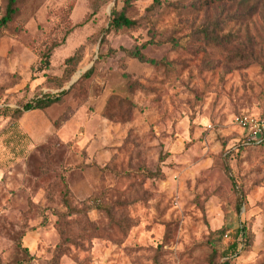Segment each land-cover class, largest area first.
<instances>
[{"label":"rangeland","instance_id":"374dc122","mask_svg":"<svg viewBox=\"0 0 264 264\" xmlns=\"http://www.w3.org/2000/svg\"><path fill=\"white\" fill-rule=\"evenodd\" d=\"M124 5L20 0L0 25V264H264V144L233 121L264 113V0H131L105 31Z\"/></svg>","mask_w":264,"mask_h":264},{"label":"trees","instance_id":"16d2710c","mask_svg":"<svg viewBox=\"0 0 264 264\" xmlns=\"http://www.w3.org/2000/svg\"><path fill=\"white\" fill-rule=\"evenodd\" d=\"M20 0H8L6 9H5V14L2 18H0V25L2 26H6L8 23H10L15 16L18 13V2ZM131 4V0H125V5L121 10L115 11L113 12V16L112 19L110 21L109 27L105 30V31H109L111 29H119L122 27H134L137 25V21L130 18L128 16L127 10H128V6H130ZM216 27L218 28V23H216L214 25V30H216ZM214 30H212L211 26H202L200 28V33H203L205 36V39L207 41H214L216 44H221L223 41V37H218V36H214ZM143 46V45H142ZM138 47L136 49H125L126 53L129 54L131 57L137 58L140 61L143 62H149V63H155V60L147 58L142 50L141 47ZM79 60V56L78 53L73 54L72 56L68 57L66 60V64H67V70L66 73L71 74V72L73 71L71 66L74 65L77 61ZM93 69H89L86 74L84 76H90L92 74ZM67 91L63 90L60 94L58 95H46L43 96L42 98H37L32 102H28L26 103L23 108L21 109H15V110H10V114H8L12 119V126L13 127H17L18 126V118L26 111L28 110H34V109H45L50 107L51 105L58 103L61 100L62 95H64ZM242 112H238L237 114H241ZM246 114H253L252 112H243ZM253 115H257L260 117L264 116V113H256ZM264 144V136L257 138V139H249V140H245L242 139L240 142V146H250V145H263ZM228 171L230 172V168H227ZM238 201H239V207H241L242 205V195L241 192H239L238 194ZM66 204L67 207L70 209V204L69 202L66 200ZM246 228L244 225L241 226L240 230H239V234L238 237L241 238V241H243L244 239H246L247 235L245 234ZM64 235V232H62ZM238 247V243H234L232 245V251H236ZM62 246L60 244H58V246L56 247V250L62 251ZM224 255V259L222 261H220L218 264H234L233 261V257L229 254H223Z\"/></svg>","mask_w":264,"mask_h":264},{"label":"built area","instance_id":"2783aa9c","mask_svg":"<svg viewBox=\"0 0 264 264\" xmlns=\"http://www.w3.org/2000/svg\"><path fill=\"white\" fill-rule=\"evenodd\" d=\"M233 121L237 126L253 136L250 139H257L254 137L260 138L264 136V116L260 117L253 114L241 113L235 115Z\"/></svg>","mask_w":264,"mask_h":264}]
</instances>
